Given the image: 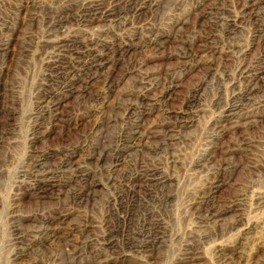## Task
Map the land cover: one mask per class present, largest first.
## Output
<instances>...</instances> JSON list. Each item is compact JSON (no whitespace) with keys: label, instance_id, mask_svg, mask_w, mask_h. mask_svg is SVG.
Listing matches in <instances>:
<instances>
[{"label":"rangeland","instance_id":"374dc122","mask_svg":"<svg viewBox=\"0 0 264 264\" xmlns=\"http://www.w3.org/2000/svg\"><path fill=\"white\" fill-rule=\"evenodd\" d=\"M120 1L0 0V264H179L189 255L183 264H240L217 247L234 241L243 260L264 264V198H257L264 191V7L131 0L139 9L133 15ZM108 8L119 14L100 28L76 20ZM157 34L164 38L158 46L151 43ZM89 36L110 45L101 72L54 44ZM68 66L76 77L65 76ZM46 95L61 98L54 114L39 106ZM128 103L137 107L130 117L122 114ZM75 142L85 146L79 165L58 167ZM121 146L130 147L112 167ZM40 157L47 176L30 172L31 158ZM153 169L171 180L146 181ZM129 174L144 178L128 193ZM56 214L65 218L43 231L42 220ZM114 215L125 217L122 232ZM144 217L155 227L137 237ZM145 241L148 247L131 245Z\"/></svg>","mask_w":264,"mask_h":264},{"label":"bare ground","instance_id":"6f19581e","mask_svg":"<svg viewBox=\"0 0 264 264\" xmlns=\"http://www.w3.org/2000/svg\"><path fill=\"white\" fill-rule=\"evenodd\" d=\"M89 2V1H88ZM121 3H123L122 5L123 6H126L128 9L131 10V13L134 15L139 9L136 7V5L134 4L133 1L131 0H124V1H120ZM86 3V2H85ZM91 3V1H90ZM99 3V2H98ZM93 4V3H92ZM117 4V3H116ZM115 4V5H116ZM69 5V4H68ZM91 5V4H90ZM94 5V4H93ZM175 5V4H174ZM81 6V5H80ZM79 6V7H80ZM87 6V5H85ZM258 6H262L264 7V0H246L245 1V8L244 10H252L253 8L255 7H258ZM82 7V6H81ZM80 7V8H81ZM113 7V6H112ZM116 7V6H115ZM117 7H118V4H117ZM176 7V6H174ZM101 8V6H100ZM111 8V7H110ZM119 8V7H118ZM125 8V7H124ZM86 9V8H85ZM97 9V8H96ZM88 10V9H87ZM86 10V11H87ZM95 10V9H94ZM118 10V9H117ZM62 11V10H61ZM70 10H67L65 9L64 10V13L68 12ZM60 12V11H59ZM81 12V11H80ZM70 13V12H69ZM117 14H119V12L115 13L113 12V9H107V10H99V11H89L87 14L86 13H83L81 15H78L77 16V21L79 24H81L82 26L84 27H90V28H93V27H96V28H100L106 21H108L109 19H112L113 17L117 16ZM77 15V14H76ZM169 15V14H168ZM66 16V15H65ZM66 21H63L61 18H59L57 20V23H56V26L57 28H61L64 24H65ZM55 24V23H54ZM62 30V29H61ZM102 31V30H101ZM155 31V30H154ZM99 32V31H98ZM103 32V31H102ZM156 32V31H155ZM100 33V32H99ZM133 35H136V34H133ZM96 36V34H95ZM128 36V35H127ZM81 37V36H80ZM91 37V36H89ZM89 37H85V38H72V39H65V40H57L55 41L56 43V46L57 47H60V48H63L64 50L68 51L71 55H73L74 57L76 58H83V64L86 63L88 64L89 67H91L92 69H94L95 72H101L103 70V67L105 66V64L107 63L108 59L106 57V51L110 48L109 44L107 43H104V42H101L100 39H97V38H89ZM103 37V36H102ZM113 40H119L118 37H114ZM164 41V38H163V35L161 34H157L155 35V37H153V40H152V44L153 45H156L158 46L160 43H162ZM98 46H100V49H98ZM127 48H119L117 51L119 54H121L123 52V50H126ZM110 50V49H109ZM108 50V51H109ZM240 51V50H239ZM109 57V56H108ZM50 59V58H49ZM49 62V60H48ZM112 62V61H111ZM52 63V62H51ZM65 64V63H64ZM50 66V65H49ZM260 70V69H259ZM263 70V69H262ZM79 70L76 69L75 67L73 66H68L66 68V72L64 73L65 76L67 75L68 77L70 76L72 78V76H75L77 75L79 72ZM263 72V71H262ZM94 73V72H93ZM247 73V72H246ZM258 75V74H256ZM97 75L93 74V75H88L83 81V85L84 88H87L92 82L93 80L95 79ZM108 76V75H107ZM76 77V76H75ZM70 78V79H71ZM252 79V78H251ZM64 80V78H63ZM104 83H106L107 81V77H104ZM62 87H67V84L65 82H63L62 84ZM173 85H170L169 86H166V87H163L160 91V98L161 97H165L166 95H168V93L170 92L171 88H172ZM251 89V88H250ZM51 93V92H50ZM245 93V92H244ZM249 93V92H248ZM244 95V94H243ZM52 96H49V95H46L44 96V99L39 102L40 105L39 106H43L45 108V110L47 111H51L53 112V114L58 110L59 106H60V103H61V98H51ZM51 98V99H50ZM137 101L139 103H143L144 102V97L142 96H137ZM250 104V103H249ZM136 105V104H135ZM133 103H128L124 108H123V116H127V117H130L132 116L133 114H135V110H136V106H135ZM235 105V104H234ZM227 106V104H226ZM224 106V107H226ZM230 106V105H229ZM236 106V105H235ZM235 108V107H234ZM233 108H228L226 107L225 108V112H228L229 114L227 115H230V111H232ZM98 113V111H97ZM234 113V112H233ZM236 113V112H235ZM91 114H96V111H91L90 114L88 116H90ZM226 114V113H225ZM232 114V113H231ZM220 117V116H219ZM222 117V116H221ZM230 117V116H229ZM227 117V118H229ZM224 122V121H223ZM96 123V120L95 121H92L91 124H90V129H92L94 127ZM36 125V124H35ZM137 128V125L135 126H132L131 128V131H130V135H134L136 134V129ZM91 132V131H90ZM118 144V143H117ZM68 146H70L69 148L66 147L65 149H63V154H62V158L60 159V161L58 162V167H61V168H69V167H76L77 165H79V158L78 155L80 153V151H82L85 146L84 144H82V142H75V143H69L67 144ZM130 147V146H129ZM128 146L122 148V149H119V147L117 148V154L114 158H112V167H115L119 161V157L121 155H123L124 153L127 152ZM133 147V146H132ZM115 150V149H114ZM128 154V153H127ZM29 156V155H28ZM31 156V155H30ZM29 156V157H30ZM38 156V155H37ZM88 159V158H91L90 156L89 157H81V161L82 159ZM28 159V158H27ZM178 159V158H177ZM43 160V157H40L39 159H32L30 160V172H39L41 170V168L44 166V162L42 161ZM122 162V161H121ZM145 164V163H144ZM198 164V163H197ZM196 166V165H195ZM48 169V168H46ZM76 169V168H75ZM158 169V168H157ZM111 170V169H110ZM150 171V170H149ZM152 171V170H151ZM18 172V171H17ZM41 174L43 176H47V174L49 173L48 170H41ZM145 172V170H144ZM146 173V172H145ZM150 173V172H149ZM23 174V173H22ZM40 174V173H39ZM144 174V173H143ZM141 174V175H143ZM24 175V174H23ZM141 175H137V176H134V175H127L125 177V181L126 183L125 184H122L123 186V189L124 191L126 192H132V187L133 185H130L131 183L135 182V181H138L137 179H139V177ZM147 175V174H146ZM150 176L146 179V181H149V182H152L153 184H156V185H162L164 182L166 181H169L171 179H169L167 177V175L163 174L162 172H157L156 169H153V172H151L149 174ZM21 176V175H20ZM148 176V175H147ZM143 177V176H141ZM146 177V176H145ZM144 178V177H143ZM142 179V178H141ZM140 179V180H141ZM213 185V184H212ZM216 185V183H215ZM33 187V186H32ZM38 187V186H37ZM41 188L43 187V185L40 186ZM93 187V182L91 181L90 184L87 186L85 192L87 191H90L91 188ZM160 188V187H159ZM202 188V187H201ZM215 188V187H214ZM123 191V192H124ZM83 194H80V193H77L75 195L76 198H79L80 196H82ZM156 195V194H155ZM257 198L258 200L264 198V191H262L261 193H258L257 194ZM211 196V195H210ZM153 197V196H152ZM161 199V198H160ZM159 199V201H160ZM169 200V197L166 195L164 197H162L161 199V202L163 203H166L167 201ZM153 201V200H152ZM264 201V200H263ZM115 202V198H110L106 201L107 203V209L105 211V214H104V224L107 223V219H106V216L107 213H110L112 211V209L114 208V203ZM262 203V202H261ZM261 205V204H260ZM146 208V207H145ZM232 207H228L226 210H229L231 209ZM60 211V210H59ZM93 212V211H92ZM264 212V211H263ZM59 213V212H57ZM61 213V212H60ZM220 213V212H219ZM53 214V213H52ZM63 214V213H62ZM62 214H56L55 216H53V218H50L51 220L49 219H46L44 218L42 221V230L43 231H47L48 229V225H50V222L53 220L54 222L55 221H62L65 216H63ZM65 214V213H64ZM125 214L127 215L128 212L125 211ZM146 214V217H152L153 214L152 213H145ZM66 215V214H65ZM47 216V215H46ZM264 216V215H263ZM45 217V216H44ZM142 218L141 221H140V226H141V229H139L138 233L136 234L137 237L139 236H142L143 233H149L150 231L153 230V228L155 227L153 223H146L144 221V219L146 218ZM216 217V216H215ZM262 218V217H260ZM40 219V218H39ZM42 219V218H41ZM114 220L118 223H122V227L121 229L119 228V230L122 232L123 231V228H124V225L123 223L125 222V217H119V216H115L114 215ZM260 223H261V227L264 229V217L262 219H260ZM256 221H259V220H256ZM41 222V221H40ZM208 222V221H207ZM148 224L149 228L148 229H144V225ZM235 224V223H234ZM257 224V222L255 223V225ZM233 225V224H232ZM250 225V224H249ZM258 225V224H257ZM254 227V226H253ZM256 227V226H255ZM104 228V227H103ZM107 230L109 229L108 227L106 228ZM237 229V228H236ZM240 229V228H238ZM244 230V229H243ZM247 230V229H246ZM52 231V230H51ZM111 231V230H110ZM40 232V231H38ZM49 232V231H47ZM54 232V231H52ZM51 232V233H52ZM105 232V231H104ZM69 232H66V235H69L68 234ZM237 233V232H235ZM246 232H243L242 230L238 233L239 236L241 235H244ZM248 233V232H247ZM237 234V235H238ZM51 235L47 236V237H50ZM255 236V235H254ZM99 237V236H97ZM253 237V236H252ZM107 238V237H106ZM236 238V237H235ZM251 238V237H250ZM16 239V238H15ZM20 239V238H19ZM32 239V238H31ZM39 239V238H38ZM156 239V237H155ZM158 239V238H157ZM248 239V238H247ZM257 239V238H256ZM127 240V238H126ZM129 240V239H128ZM233 240H236V239H233ZM250 240V239H249ZM248 240V241H249ZM95 241V240H94ZM108 244L107 245H113V241L112 240H108ZM142 241V240H141ZM161 241V240H160ZM251 241V240H250ZM258 242V240H256ZM263 241V240H262ZM148 243V242H147ZM222 243V242H221ZM232 243V241H231ZM253 243V242H252ZM260 243V241H259ZM31 246L34 245L35 243H30ZM29 244V245H30ZM95 244V243H94ZM98 244V243H97ZM150 244V243H149ZM229 244V243H228ZM262 244V243H261ZM264 244V243H263ZM131 245L135 246V247H148V245L146 244V241L145 242H140L138 243V245L136 243H131ZM225 245V244H224ZM223 243L221 245H218V249L220 250V252L222 253L221 255H223V257H227V258H231L233 256L237 257L239 263H243V264H260L257 259H253L252 257L251 258H247L245 260L242 259L241 257V242L240 241H234L231 245H228V246H224ZM227 245V244H226ZM257 245V244H255ZM115 246V245H114ZM112 246V247H114ZM215 246V245H214ZM258 246V245H257ZM257 246L255 248V251L257 250ZM95 247V246H93ZM22 248V247H21ZM29 247H27L28 249ZM72 248V247H71ZM110 248V247H109ZM216 248V246H215ZM20 249V248H19ZM26 248H24V250H20L18 251L17 253H22V251H25ZM95 250V249H94ZM98 250V249H97ZM243 251V250H242ZM253 251V250H252ZM251 251V252H252ZM75 252V251H74ZM102 252V251H101ZM244 252V251H243ZM73 253V252H72ZM100 253V251H99ZM108 253V252H107ZM217 253V252H216ZM103 254V253H102ZM106 254V253H105ZM111 254V253H110ZM255 254V253H254ZM97 255V254H96ZM108 255V254H107ZM218 255V254H217ZM216 255V256H217ZM21 254H13V260L15 259H18L20 258ZM99 256V255H98ZM108 257V256H107ZM218 257V256H217ZM94 258L96 257H93L92 260H94ZM111 258V257H109ZM123 258V257H122ZM192 256L189 255L187 257H183L180 259L178 258V262L179 264H183L184 261L188 260V259H191ZM244 258V257H243ZM246 258V257H245ZM98 259V258H97ZM116 259V258H115ZM221 259V258H220ZM103 260V259H102ZM100 260V261H102ZM107 260V259H106ZM114 260V258H113ZM117 260V259H116ZM94 262V261H93ZM99 262V261H98ZM115 262V261H114ZM42 263V262H41ZM84 263V261H83ZM103 263V262H102ZM51 264V263H50ZM82 264V263H81ZM97 264V263H96ZM107 264V263H106Z\"/></svg>","mask_w":264,"mask_h":264}]
</instances>
